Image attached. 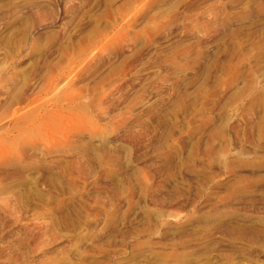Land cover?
I'll return each instance as SVG.
<instances>
[{"label":"rangeland","instance_id":"rangeland-1","mask_svg":"<svg viewBox=\"0 0 264 264\" xmlns=\"http://www.w3.org/2000/svg\"><path fill=\"white\" fill-rule=\"evenodd\" d=\"M0 264H264V0H0Z\"/></svg>","mask_w":264,"mask_h":264}]
</instances>
